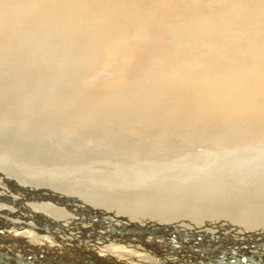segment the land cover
<instances>
[{"label": "rangeland", "instance_id": "1", "mask_svg": "<svg viewBox=\"0 0 264 264\" xmlns=\"http://www.w3.org/2000/svg\"><path fill=\"white\" fill-rule=\"evenodd\" d=\"M149 39L147 46L136 42L124 56L118 53L109 60L102 56L94 68L78 70V76L66 75L63 80V75V79H55V68L46 66L40 57L20 52L15 42L0 37L1 237L30 231L39 235L36 238L47 234L50 242L54 239L58 245L83 246L85 254H93L92 259L101 263L117 260V264H164L173 246L177 250L187 239L194 242L198 238L208 243L211 234L218 233L215 221L221 219L223 223L228 216L214 218L218 213L214 212L228 205L226 198L230 201L232 193L239 195L260 186L264 189L261 131L252 142L236 134L226 136L222 127L162 132L149 124L91 116L81 108L86 99L76 98L75 93L94 92L101 98L107 92L131 86L146 69L145 46L149 50H171L168 38L164 40L159 32H152ZM55 62L58 65L59 61ZM209 187L212 193L206 192ZM258 194L254 198L252 193L251 201L254 208L257 198L256 223L238 221L231 229L250 238L249 229L253 228V244L249 241L248 245L257 248L264 246V208L258 207L264 200V190H258ZM177 199L185 201L168 206V201ZM212 202L218 206L211 207ZM199 206L203 211L197 209ZM36 241L21 245L0 240V263H79L71 251L60 256L61 249L43 247ZM221 241L214 245L200 243L220 248Z\"/></svg>", "mask_w": 264, "mask_h": 264}, {"label": "bare ground", "instance_id": "2", "mask_svg": "<svg viewBox=\"0 0 264 264\" xmlns=\"http://www.w3.org/2000/svg\"><path fill=\"white\" fill-rule=\"evenodd\" d=\"M154 31L159 32L164 40L168 38L166 42L170 45V51L149 50L146 47ZM0 37L15 42L20 52L40 57L46 66L49 64L55 68L54 78L63 79V75V80H66V75L78 76L79 71L94 68L102 56L108 60L118 53L124 56L136 42L145 43L146 69L131 86L107 92L101 98L94 92L91 95L80 92L73 94L76 98L86 99L81 105L84 111L91 116L113 117L138 125L149 124L162 132H194L222 127L224 135L236 134L239 139L248 142L257 140L255 136L259 131L264 134V0H0ZM36 61L38 64L41 62ZM55 61H59L58 65H55ZM56 101L59 104L60 100ZM261 188H253L246 191L248 193L242 191L239 195L232 193L230 201L226 198V202L234 206L228 203L225 207H217L214 213H218L214 218L231 217H225L223 223L221 219L216 220L214 226L218 233H212V238L208 239L209 244L222 240L220 248L206 247L200 243L206 241L199 238L194 242L181 240L185 245L179 244L177 250L174 246L169 249L164 264H263L264 246L257 248L248 245L249 241V244H253L254 229H249L250 238L231 230L238 221L256 223L254 208H257V198L254 208L251 201L258 190H264ZM210 190L209 187L206 192ZM249 194L250 197L247 196ZM180 201L185 200L168 201L171 202L168 206ZM263 201L260 200L258 204L261 209L264 208ZM216 204L212 202L210 206ZM197 209L203 211L200 206ZM243 227L248 228L246 225ZM34 234L29 231L16 235L15 232L0 236V240L22 245L37 239L39 245H45L43 247L61 249L58 252L60 256H64L67 250L71 251V256L80 264L118 263L111 259L113 256L109 258L112 262L94 261V255L85 254L83 246H62L54 243V239L50 242L47 234L43 238H36L39 235Z\"/></svg>", "mask_w": 264, "mask_h": 264}]
</instances>
